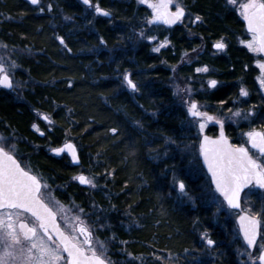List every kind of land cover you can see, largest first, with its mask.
Segmentation results:
<instances>
[{"label":"trees","instance_id":"16d2710c","mask_svg":"<svg viewBox=\"0 0 264 264\" xmlns=\"http://www.w3.org/2000/svg\"><path fill=\"white\" fill-rule=\"evenodd\" d=\"M46 1L51 10L41 12L30 0H0V43L18 66L13 89L0 87V130L18 144L22 154L15 155L23 165L28 162L40 170L63 202L100 203L102 221H107L124 253L115 255L118 264H241L228 240L231 231L222 227V218L215 217L211 207H204L188 176L190 159L181 150L193 136V119L168 83L183 53L195 51L196 59L178 68L179 74L207 67L209 76L219 79L213 88L200 83L205 97H195L210 105L235 106L239 83L251 78L249 57L236 46L244 31L236 11L226 0H183L202 20L189 30H165L161 36L169 45L156 54L148 40L136 42L133 36L134 43L125 42L136 27L137 12L131 6L121 5L125 17H133L127 23L113 11L111 18L92 16L80 0ZM92 1L109 10L114 0ZM57 37H63L64 44ZM220 37L229 48L213 56L212 42ZM123 69L141 83L137 99L119 84ZM41 112L51 123L37 117ZM33 124L51 129L41 137ZM68 140L78 148L79 166L67 154L56 156L48 150ZM81 168L97 178L99 192H87L73 180ZM200 170L198 180L212 189L201 166ZM175 174L193 188L196 206L177 201ZM210 226V237L217 243L211 248L213 261L205 253L211 249L200 239V229ZM127 252L135 259H127Z\"/></svg>","mask_w":264,"mask_h":264},{"label":"snow or ice","instance_id":"6c2138e0","mask_svg":"<svg viewBox=\"0 0 264 264\" xmlns=\"http://www.w3.org/2000/svg\"><path fill=\"white\" fill-rule=\"evenodd\" d=\"M83 4L94 7L96 13L109 17L112 13L103 9L99 3L92 5V0H82ZM140 3H147L148 0H139ZM30 3L37 5L40 0H30ZM229 3L236 4L237 0H229ZM172 0H154L150 4L153 9L152 19L149 23L163 21L166 24H175L182 21L185 17V8L176 4V10L170 11ZM241 14L247 21L248 30L252 34V40L247 42L248 48L254 52L264 53V0H248L247 3L241 4ZM51 10V5H48ZM43 12L44 8H40ZM67 19V18H66ZM199 15H195L193 23L201 21ZM140 32V36H144ZM150 40L156 39L154 36L147 37ZM61 44H64L63 37H57ZM103 43V38H101ZM167 40L160 43L164 47ZM0 47H7L0 45ZM67 47V45H65ZM216 49H224L226 44L220 40L214 44ZM159 51L157 47L153 49ZM71 51V49H68ZM6 63L8 67L6 68ZM14 62H5L0 58V85L6 88L13 87V80L9 75V68H14ZM259 67L264 70V63ZM197 72H207V67L197 68ZM124 83L133 91H138L137 85L132 81L128 73L124 74ZM261 86H264V77L259 78ZM209 85L215 87L216 80H210ZM190 91V89H185ZM241 96H248L249 93L243 87L240 89ZM188 112L192 117L199 118L198 124L201 130L206 126L207 121L216 120L215 117L207 112L200 111L197 103L192 101L188 105ZM231 111V110H230ZM236 117L241 116L240 110L234 114ZM252 115L251 112L244 115V119ZM44 120L49 118L45 115ZM221 124L222 121L217 120ZM33 127H37L33 125ZM112 133H117V128H111ZM248 142L252 148L258 149L264 153V132L249 131L246 133ZM6 138L0 137V210H9L0 212V264H56L60 260L61 251H67L71 257V264H106L103 258L104 245L97 241L100 247V253L97 252L96 246L93 245V234L79 215L67 217L64 221L70 229L71 234L66 235L57 223V213L64 212L59 203L51 204L53 197L49 193L47 196L42 192L41 178L21 167L13 153L16 151L15 145L5 146L2 141ZM204 162L207 164L211 173L212 181L218 191L227 202V205L233 208H239L240 193L244 187L255 182L261 188H264V163L259 162L249 153V149L241 145L229 144L227 139L221 136L215 140L205 137L200 145ZM57 153L68 151L71 152L73 159H78L76 146L71 142L66 143L62 148L54 149ZM81 184H95L92 179L80 175L76 177ZM178 188L183 195H187L185 184L182 180L176 181ZM48 201V202H46ZM12 209H24L31 214L32 222H25L20 218L19 213H14ZM83 212V209L79 210ZM71 219V222H69ZM258 221L254 217L241 216L240 224L244 239L249 247H255L258 235ZM49 233L58 237V244L52 247L49 244L51 236ZM82 235L83 239L79 240L78 236ZM48 236V239H45ZM208 245L215 242L204 234ZM55 243V242H53ZM251 256V254H249ZM259 261L264 262V245H261V254Z\"/></svg>","mask_w":264,"mask_h":264},{"label":"rangeland","instance_id":"374dc122","mask_svg":"<svg viewBox=\"0 0 264 264\" xmlns=\"http://www.w3.org/2000/svg\"><path fill=\"white\" fill-rule=\"evenodd\" d=\"M227 4L229 6H231L240 16L241 14V9H240V5L247 3L248 0H237V3L231 4L229 3V0H226ZM176 4H184L183 0H176ZM40 5L41 8H44L46 10H49L48 5H50V3L46 0H40V3L37 4ZM95 5V4H92ZM121 5L125 6H131L132 9H134L137 12V15L135 17V20L138 25L133 28L132 31H130V33L128 34L129 37H126L125 42H130V43H134V39L133 36H136L135 38H137L138 40H136V42H144V41H150L151 42V50L158 54L160 51L166 49L169 45V42L166 43V45L164 47H160V43L162 41H165L168 39L165 37V35L161 36L162 33L164 32L163 30H158L160 27L158 25H154V23H149L148 21L152 19L153 13H151V11L149 10V8H147V10L145 8H143V6L145 7L146 4L145 3H141L139 2V0H114L113 1V5H111V7L109 8L110 11H113L116 16L118 18H120L119 20L124 22L125 20L127 21V23H129L128 21L133 19L132 18H126L125 17V13L123 12L124 9L123 6L121 7ZM120 7V9H118ZM113 8V9H112ZM50 11V10H49ZM89 14L96 15V12L94 10V7H91L88 9ZM147 11V13H145ZM88 14V12H87ZM63 18V16H62ZM192 19V18H191ZM186 20L189 21V19L186 18ZM125 25L127 24H123V29L126 27ZM146 25V26H145ZM143 31L144 32V36H140V32ZM149 36H154L156 37V39L154 40H150L147 37ZM252 40V35H248L247 38H244L242 40H239V42L246 46H247V42ZM0 45H4L2 43H0ZM159 47L160 50L159 51H154L153 49ZM250 49V48H248ZM219 50V49H218ZM251 50V49H250ZM99 51V50H98ZM220 51V50H219ZM197 54L195 53V51L193 52H184L182 57H180L179 60V64L174 66L172 69V74L169 76L168 79V83L172 88L173 91V95L175 97H177V99L184 104V108H185V112L189 115L188 112V105L192 102L195 101L197 102V105L199 107L200 111H204L207 112L208 114L213 115L216 119L222 120L227 124H232V125H236L239 123H244L247 122L250 118V116L248 117V119H244V115L249 113L250 111L245 109L244 106L241 105V99L246 97V96H241L239 95L238 97L235 98V106L232 108H228L225 107L222 103H217V104H206L204 102L199 101L195 96H200V97H205L204 94V87L203 85H200V83L204 82V85L208 86L209 88H213L209 85V81L210 80H215L216 78L209 76V73H211L210 71L207 72H197L196 70L193 72V74L191 75H181L178 72V68L180 67H185L187 64H190L193 60L196 59ZM0 58H3V61L5 62H14L15 63V67L14 68H9V75L11 76L12 80L14 81V75H13V70L15 68H18L17 66V61L14 57L13 54H11V51H9V48H5V47H0ZM260 63H264L263 61H259L257 62V65L259 67ZM8 67V64L6 63V68ZM203 68V67H202ZM128 73L130 78L132 79V81L137 85L138 91H133L131 88H129L123 80L124 74ZM119 77V84L121 86V88L123 90H126L127 92H129L131 94V98L137 99V97L142 95V87H141V83L138 79H135L132 76V72L130 70H121V74L118 76ZM118 77H116V79H118ZM264 77V70H262L259 67V75H258V81L260 83L259 78ZM15 84V82L13 83ZM218 84H216L217 86ZM261 85V84H260ZM185 89H190V91H185ZM261 89L264 92V86H261ZM205 100V99H203ZM213 110V112H212ZM231 110V111H230ZM240 110L241 112V116L240 117H236L233 114L237 111ZM37 117L38 118H42L43 115H45L44 113H37ZM49 119V121H45L48 123H51V119L49 116H47ZM38 124H40L38 122ZM38 124H33L36 125L37 127H33V129L37 132V133H43L42 136H45V132L49 131L51 129L50 126L45 125V127L39 126ZM194 129V133L193 136L190 140V142L188 141L183 147H182V152L186 155H188L190 161L187 164V173L188 176L190 175V179H192L193 181H195V184L197 185L198 189H196V191L200 192L199 198L204 202V207H208L211 209H213V212L215 213V217H219L220 219L222 218V227H225V229L227 231H231L230 233V239L229 243L232 244L236 254L238 255V259L240 261L241 264H260L259 263V259L258 257L261 254V245H264V191H261V194H256V188H254V186L250 187L243 195L242 198V202H243V206H242V210L251 214L252 216L258 217L261 220V236L260 239L255 247L254 250H250L246 247L245 243L243 242L240 233H239V229L238 226L236 224V217L239 214V212H235L230 210L225 202L222 200V198L218 195V193L213 189H209V187H207V183H203V181H199V174L201 173L200 171V166L198 164V162H195V158L199 159V139L200 136L207 131L208 128V122H206V126L204 127L203 130H201L199 128V124H198V119H193V124L191 125ZM252 131V130H250ZM0 137L6 138L4 141H2V143L5 144V146L8 145H15V149L16 151L14 152V154H22V151L20 150V148L18 147V144L16 143V141L14 140V138L7 136L6 134H4L2 132V130H0ZM195 139V140H194ZM53 149V147H49L48 150L51 152V150ZM193 163V165H192ZM202 164V163H201ZM194 166V170H192L191 168ZM24 166L26 169L30 170L31 172H34L38 177L41 178V181L43 183V187H42V192H44V194L47 196L49 193L51 194V196L53 197V200L50 202L51 204H55V203H59V205L64 209L63 212V224L64 226L69 230L67 224L64 221V217L65 215L69 218L74 217L76 215H79L81 217V220H83L84 222H86L92 229L95 228V230L97 231L98 235L97 237H95L94 239V246H96V249L98 250V252L100 253L101 249L100 247L97 245V241L102 242L104 245V251H103V255L105 256H109L110 260L112 261L111 258H113V254L119 256V257H123L124 253H120L121 252V247L119 245H117V243L115 242V238L116 236L111 233L108 235V231H106V228L104 226V224H101L99 227L95 226V224L93 223V219H97V218H101L103 217L102 215H104V209L99 205L100 203L97 202H91L90 204L84 205L82 206L81 203H78L74 200H71L70 202H63L60 197H58L56 195L57 190H55V188L53 186H51V184L47 181L46 177L43 175V173L36 169L35 167H33L31 165V163H24ZM90 169H83L81 168L80 170H78L74 176H73V180L78 182V179H76V177H78L80 174H85L88 178L92 179L95 187H93L92 185H87V186H83V187H87L88 190L87 192H93V191H97L99 192L102 189V186H100L98 184V180L96 177L93 176V174H91ZM185 172H183L184 174ZM197 173H199L197 175ZM176 175V174H175ZM176 180L173 181L172 186L175 190V192L177 193L176 199L180 204H186L188 202L192 203V205L196 206V198L194 196L193 192V188H189V184L186 180L182 179L179 175L175 176ZM204 179V177L202 178V180ZM182 180L185 184V191L187 192V195H183L179 188H178V184L176 183V181H180ZM210 182V181H209ZM194 184V182H192ZM211 184V183H210ZM48 202V201H47ZM260 203V204H259ZM261 203H263V207L262 209L259 208L258 206L261 205ZM83 209V212H80L79 210ZM5 211H9V210H0V212H5ZM14 213H19L20 214V218L22 219L23 214H21L19 211L17 210H11ZM107 215V214H105ZM214 215V214H213ZM71 222V219L70 221ZM216 224V222H214ZM214 224V225H215ZM213 225V226H214ZM229 225V226H228ZM213 226L209 227H203L200 229V239L201 241L209 248H215L216 246V242L213 245H208L206 239H204V234H207V237L209 239H212L210 237V232H211V228H213ZM71 233V232H70ZM109 236V237H108ZM50 246L52 247H56V245H53L49 242ZM218 249V248H217ZM123 250V249H122ZM206 255L208 256L207 258H209L211 261L216 259V256L214 254V252L212 251V249L208 252H205ZM127 259H135V256L130 253L127 252ZM251 254V256L249 255ZM115 258V257H114ZM159 262H162V258L159 255L157 257ZM62 256L60 254V260L58 262H56V264H63L62 263ZM113 262V261H112Z\"/></svg>","mask_w":264,"mask_h":264},{"label":"flooded vegetation","instance_id":"af4514ba","mask_svg":"<svg viewBox=\"0 0 264 264\" xmlns=\"http://www.w3.org/2000/svg\"><path fill=\"white\" fill-rule=\"evenodd\" d=\"M152 1H154V0H152ZM96 3H98V2L92 1V4H96ZM86 6H88V5H86ZM175 6H176V0H172V4L170 5V10L174 12L176 10ZM181 6L185 8V17L182 19V21H178L173 26H169L166 23H164L163 21H155V22H153L154 25H158L163 31L172 30L173 28H175L177 26H179L182 30H189V28H193L195 26V23L200 22V21L193 23L192 20L194 19L195 16H193V14L189 11L187 4H185V2H184L183 5L181 4ZM88 7L91 8L90 6H88ZM143 8H145L146 10H147V8H149L151 13H153V9L150 8V6L146 5L145 7L143 6ZM145 13H147V11ZM186 18L189 19V21L186 20ZM236 19L239 20V22L241 23L243 30H244L243 34H240L237 36L236 46L239 48L241 47L247 53V55L249 57V62H250V64L248 65V68L250 69L249 71L251 74V78H249L250 80L248 79V82L241 81L239 83L237 97L240 95V89L242 87L248 91L249 95L241 99V101H242L241 105L244 106L245 109L249 110L252 113V115H250V117H249L250 119L247 122L239 123L236 125L227 124L224 121L219 120V119L207 121L208 122V128H207L208 132H206V133L211 135V136H218V134L220 133V130L223 129L225 131L227 138L230 140L231 144H233V145H241L242 144L244 147L249 149V153L251 155H253L254 158H256L259 162L264 163V153H260L258 149L252 148L251 144L248 142V137L246 135V133L249 132L250 130L256 131V132H264V122H263V117L261 116V115H264V92L261 89V85L258 81L259 67L257 65V62H259V61L264 62V55L261 52H254V51L248 49L246 46L242 45L239 42V40L247 38L248 35H252V34H251V32H248L246 30L243 15L240 16L236 12ZM133 25L137 26L138 23L135 21V23ZM133 28H135V27H133ZM133 28H131V30H133ZM220 40H222L226 44V47L222 50L219 49L220 50L219 51L218 49H216L214 47V44ZM228 48H229V45L227 44L224 37H220L219 39L212 42V49H213L212 54H213V56L214 55L215 56L224 55L227 52ZM215 80L217 81V84H218L219 79L216 78ZM255 103H261V104L256 105ZM212 112H213V110H212ZM209 115H211V114H209ZM211 116H213V115H211ZM196 119H199V118H196ZM217 120L222 121V125H223L222 128H221V124L217 123ZM211 127H215L217 129L216 132H213L214 130ZM39 134L41 137H43L42 136L43 133L41 134L39 132ZM62 155H63V153L60 156H62ZM210 183H211V180H210ZM211 186H212V184H211ZM254 188H256L257 192L262 191V190H259L255 185H254ZM245 191H244V193H245ZM244 193H243V195H244ZM242 198H243V196H242ZM82 206H84V205H82ZM12 210H14V209H12ZM15 210L19 211L21 214H23V216H25L22 218L23 220H25L26 222H29V223L32 222V218H31L30 214H28L24 211H21L19 209H15ZM57 218H58L59 224L62 227V229H64L68 234H71L69 232V230L63 224V213L58 212ZM102 219H103V217L97 218V219L95 218V219H93V223L95 224V226L99 227L104 222V226L106 228V231H108V235L113 233L112 232L113 230L109 229L108 226L105 225V223L107 221H105V220L102 221ZM85 226L89 227V229L92 231L93 245H94V239H95V237H97L98 233L95 230V228L92 229L86 222H85ZM49 235L51 236V240L49 242L51 244L57 246L58 242H57L56 238L54 237V235L52 233H49ZM45 239L47 240L48 236H45ZM78 239L82 240L83 236L79 235ZM53 242H55V243H53ZM97 252H98V250H97ZM61 256H62V260H61L62 263L68 264L67 255L65 254L64 251H61ZM103 258H105L109 264H118L116 261L117 258L115 256V254H113V258H111L113 262L110 260L109 256L107 257V256L103 255Z\"/></svg>","mask_w":264,"mask_h":264},{"label":"water","instance_id":"95a60500","mask_svg":"<svg viewBox=\"0 0 264 264\" xmlns=\"http://www.w3.org/2000/svg\"><path fill=\"white\" fill-rule=\"evenodd\" d=\"M82 1V0H81ZM152 2H154V1H152V0H148V2L147 3H145L146 5H148V6H150V4L152 3ZM151 8V7H150ZM171 11V10H170ZM103 16V15H102ZM110 17V16H109ZM244 21H245V26H246V30L248 31V32H250L249 30H248V27H247V21L244 19ZM178 22V21H177ZM176 22V23H177ZM175 23V24H176ZM175 24H167V25H169V26H173V25H175ZM263 55H264V53H262ZM2 88H4V89H7V90H11L12 88H6V87H4V86H2V85H0ZM197 103V102H196ZM190 115V114H189ZM43 116H45V115H43ZM191 116V115H190ZM192 117V116H191ZM47 121H49V120H47ZM221 132L223 133V136L227 139V141H228V143L229 144H231V142H230V140L227 138V136H226V134H225V131L223 130V129H221L220 130V133H219V135L218 136H211V135H209V134H207V133H205V134H203L202 136H201V138H200V143H199V149H200V145H201V143L203 142V140H204V138L205 137H208V138H210V139H212V140H215V139H217V138H219L220 136H221ZM68 142H71V141H68ZM68 142H66V143H68ZM66 143H64L62 146H60V147H58V148H62ZM72 144H74L73 142H71ZM75 145V144H74ZM76 146V145H75ZM55 149H57V148H55ZM53 153L55 154V155H60V154H62V153H66V154H68V156L70 157V160H71V162H72V164L73 165H80V163H81V160H80V156H79V153H78V150H77V147H76V153H77V156H78V159H73V157H72V154H71V152H68V151H64V152H60V153H57L56 151H54L53 150ZM14 155V154H13ZM15 156V155H14ZM16 157V156H15ZM16 159H17V161L20 163V165H21V167H23V168H25L23 165H22V163L19 161V159L16 157ZM200 159H201V163H202V165H203V167H204V169L206 170V172L208 173V175L210 176V180H211V184H212V186L214 187V189L216 190V188H215V184L213 183V181H212V176H211V173L209 172V170H208V167H207V164L204 162V157H203V154H202V152H201V149H200ZM25 170H27V171H29V172H31L30 170H28V169H26L25 168ZM32 174H34V175H36L35 173H33V172H31ZM82 175H84V174H82ZM84 176H86V175H84ZM79 181V180H78ZM41 183H42V181H41ZM79 183H80V181H79ZM81 184V183H80ZM252 184H254L257 188H259V189H264V188H261L258 184H256L255 182H253ZM252 184H249V185H247L246 187H244L243 188V190L241 191V193H240V198H239V208H233V207H230V206H228L230 209H233V210H237V211H241L242 210V193L249 187V186H251ZM81 185H83V186H87L86 184H81ZM222 198H223V196L218 192V191H216ZM223 200H224V198H223ZM225 201V200H224ZM226 202V201H225ZM226 204H227V202H226ZM20 210H22V211H25V212H27L26 210H24V209H20ZM28 213V212H27ZM30 214V213H29ZM31 215V214H30ZM241 216H249V217H254L259 223H258V228H257V231H258V235H257V240H256V243H257V241H258V239H259V237H260V230H261V223H260V219L259 218H257V217H255V216H252L251 214H249V213H247V212H245V211H242L239 215H238V217H237V219H236V222H237V225H238V228H239V232H240V235H241V237L243 238V241H244V243L246 244V246L250 249V250H253L254 249V247H249L248 245H247V242H246V240L244 239V235H243V232L241 231V224H240V217ZM26 222V221H25ZM57 223L59 224V221H58V219H57ZM60 225V224H59ZM60 228H61V226H60ZM61 230L62 231H64L65 232V234L66 235H68V233L64 230V229H62L61 228ZM54 235V237L57 239V241H58V237L55 235V234H53ZM65 253H66V255H67V258H68V264H71V257L68 255V252L67 251H64ZM261 264H264V262H261V261H259ZM106 264H109L107 261H106Z\"/></svg>","mask_w":264,"mask_h":264},{"label":"bare ground","instance_id":"6f19581e","mask_svg":"<svg viewBox=\"0 0 264 264\" xmlns=\"http://www.w3.org/2000/svg\"><path fill=\"white\" fill-rule=\"evenodd\" d=\"M85 175V174H84ZM212 183V182H211ZM213 189H214V187H213ZM215 190V189H214ZM216 191V190H215ZM244 193V192H243ZM243 193H242V196H243ZM223 199V198H222ZM260 236H261V233H260ZM259 239H260V237H259ZM259 239H258V241H259ZM258 241H257V243H258ZM257 243H256V245H257ZM246 245V244H245ZM256 245H255V247H256ZM247 247V246H246ZM255 247H254V249H255ZM248 248V247H247ZM249 249V248H248ZM253 249V250H254ZM252 251V250H251ZM260 263V262H259ZM261 264V263H260Z\"/></svg>","mask_w":264,"mask_h":264}]
</instances>
